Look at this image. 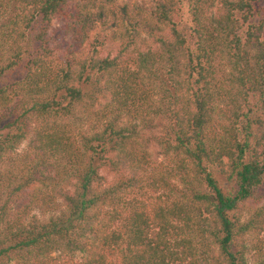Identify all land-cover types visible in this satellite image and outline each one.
Segmentation results:
<instances>
[{"label": "trees", "instance_id": "16d2710c", "mask_svg": "<svg viewBox=\"0 0 264 264\" xmlns=\"http://www.w3.org/2000/svg\"><path fill=\"white\" fill-rule=\"evenodd\" d=\"M117 1L0 0V264H264V0Z\"/></svg>", "mask_w": 264, "mask_h": 264}, {"label": "rangeland", "instance_id": "374dc122", "mask_svg": "<svg viewBox=\"0 0 264 264\" xmlns=\"http://www.w3.org/2000/svg\"><path fill=\"white\" fill-rule=\"evenodd\" d=\"M121 1L126 2L128 4V6L133 9V11H138L139 10L138 8H147L150 5V0H118L117 2H121ZM259 4H262V1H260ZM258 5H257V7H258ZM215 6H217V4H215ZM185 11H186L185 8H183L182 12L184 13V15H183L184 17L186 15ZM61 28H62L61 23L59 21H54L51 24V29L49 32L50 46L52 47V51H53L52 53H53L55 59H57V57H59V56L61 57L63 52H65V49H67L66 43L64 42V40L62 38ZM99 39H101V38H99ZM87 48H88V46L85 45L84 52L86 51ZM116 49H117L116 45L113 44V42L111 40L106 38V36L102 40V45L97 46L98 54L100 56L114 55ZM0 81L3 82L2 80H0ZM28 140H29V136L26 137L24 140H22L17 145L16 148H14L11 152L8 153V159L7 160L5 159L4 160L5 163L2 166H0V171L2 173H4V169L6 168V166L9 167V161H8L9 159H14V158L18 157L27 149ZM107 179H111L110 174L107 175ZM0 180H2V179H0ZM223 184L227 188L230 187L228 184H225V183H223ZM3 192H4V190L1 191L0 194H3ZM0 198H1V196H0ZM252 202H253V207L254 206H264V183L259 185L255 189L253 197H252ZM21 208H22L21 205H19V209H21ZM29 213L35 214L38 217L42 216L40 210L37 207H33L29 211ZM46 214H48V213H46ZM247 239L249 241L248 237H247ZM75 256L78 257L79 255L76 253ZM246 256H247L248 262L250 260L249 264L252 263L253 259L251 258L252 257L251 254L249 253ZM249 257H250V259H249Z\"/></svg>", "mask_w": 264, "mask_h": 264}]
</instances>
